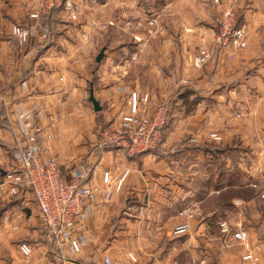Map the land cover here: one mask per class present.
I'll return each mask as SVG.
<instances>
[{
    "label": "crops",
    "instance_id": "crops-1",
    "mask_svg": "<svg viewBox=\"0 0 264 264\" xmlns=\"http://www.w3.org/2000/svg\"><path fill=\"white\" fill-rule=\"evenodd\" d=\"M150 1L159 14L158 24L147 32L125 25L121 62H111L117 46H102L101 61L95 56L90 75L84 77L82 69L87 71L94 41L76 43L66 30L71 44L44 45L31 37L19 46L11 27L31 22L28 11L36 1L0 0V169L13 161L17 114L27 110L31 125L52 136L44 154L56 159L62 181L70 182L75 171L84 169L86 185L96 190L86 217L72 232L86 241L78 253L53 246L46 235L40 239L24 234L36 226L18 225L14 217L0 221V264H66L62 257L68 264H104L105 255L112 264H129L128 252L136 256L133 264H249L243 259L247 251L264 264V0H238V22L246 26L247 47L232 50V60L214 49L207 0ZM135 4L144 8L138 0H90L94 13L79 14L78 22L86 28L100 11L109 19L118 5L123 21L137 22L143 11ZM49 20L57 30L67 22L62 13ZM201 47L210 48L212 58L203 68L193 69L191 56ZM66 52L77 70L72 76L66 73ZM111 63L116 74L103 73ZM86 83L108 130L118 129L130 92L147 93L151 102L158 95L166 97L169 119L161 148L129 155L100 145L94 132L81 126L78 102ZM199 100L206 102L204 109L193 105L192 111L184 112V104ZM211 131L222 139L206 137ZM104 172L112 180L126 173L111 202L102 198ZM19 193L23 202L32 199L28 189ZM184 223L188 229L179 230ZM15 226L22 230L19 234ZM22 242L32 249L28 258L19 250Z\"/></svg>",
    "mask_w": 264,
    "mask_h": 264
},
{
    "label": "built area",
    "instance_id": "built-area-1",
    "mask_svg": "<svg viewBox=\"0 0 264 264\" xmlns=\"http://www.w3.org/2000/svg\"><path fill=\"white\" fill-rule=\"evenodd\" d=\"M62 0H45V7L49 8L59 4ZM68 4L67 7H69ZM37 17V14H31ZM74 17V15H73ZM237 16L225 10L217 18L216 46L226 48L231 45L236 49L246 47V31L243 27H237ZM33 25L26 26L25 29L13 27V34L20 43L26 42L34 36ZM200 54L194 58V63L199 65L207 62L210 52L201 50ZM232 57V55H231ZM147 100V96L142 98ZM19 131L21 136L16 137V146L12 154L15 165L6 172L0 179V196L8 191L9 194L17 193L21 188L30 190L41 222L45 229L48 240L57 248L66 246L72 254L78 253L85 244L84 238L72 236L75 224L79 222L90 208L93 201L94 190L86 185L87 172L84 169L75 171L71 180L64 183L53 156L44 154L48 143L51 141V134L44 133L40 128L33 127L30 123V113L27 110L18 114ZM164 118L161 111H157L152 117H147L139 112L138 98L135 92H130L126 105L120 111V124L117 130H99L101 137L99 144L102 146H112L123 149L129 155L141 154L158 148L164 137ZM25 140L22 144L21 140ZM126 173L112 180L108 172L102 175V192L104 201L111 202L120 190ZM187 217L192 218L193 213L188 211ZM188 223L178 227L179 230H187ZM221 229L227 231L224 223ZM16 229V226H15ZM242 243L247 246L245 239ZM19 250L26 258L32 253L31 247L22 242ZM127 262L133 264L136 256L132 252L127 253ZM243 259L249 264H261L260 261L246 252ZM62 260L66 261L64 257ZM202 262H199L201 264ZM68 264V262H66ZM104 264H112L111 258L104 256Z\"/></svg>",
    "mask_w": 264,
    "mask_h": 264
},
{
    "label": "rangeland",
    "instance_id": "rangeland-1",
    "mask_svg": "<svg viewBox=\"0 0 264 264\" xmlns=\"http://www.w3.org/2000/svg\"><path fill=\"white\" fill-rule=\"evenodd\" d=\"M35 1L36 2H34L30 5L29 11H28V17L31 20V22L13 24L11 27V35L15 38V41L17 42V44L19 46H23L27 41L20 43L19 40L17 39V37L13 34V27H20V28L25 29L26 26H29L32 24L33 27L35 26V28H34L35 31H34L33 37L38 38V40H40V42H42V44H44V45L54 44L55 42H58V44L59 43L61 44V41H62V45L67 41H68L67 43L70 42V44H71L72 38L69 37V40H66V37H67L65 35L66 30H68L70 35L74 37L73 41H76V43L79 40H80V42L83 41L84 43L88 42V44L90 42L93 43V41H94V45H96V48H95L94 52L91 54L90 59L88 57V60L90 63H89V66L87 68V71L85 72V70L82 69L83 70L82 73L84 74V77L86 76V74L88 76L90 75L89 71H91L93 66H94V57L98 55L97 53H99V51L101 50L100 48L102 46H105L106 47L105 49H107V50L112 49L113 47L117 46V49H116L117 53H115L113 58H111V62H114V61H115L114 63H120L121 62L122 57H121V54H119L121 52L120 47H121L122 42L127 41L126 38L124 36H122L123 31H124L122 29L125 28L124 27L125 25L129 24V28L132 31L138 32L139 30H145L147 32V29H152V28H154L155 24H158V19H157V22L155 20H156V18H158L159 14H157L153 10L154 7L151 5L150 0H138V3L141 4L142 7H144L143 9L135 4L136 7H139L141 9V10H139L140 12L143 11V18H141V20L140 19L136 20L137 22H135V20H134L135 14L130 15V18L132 17L134 22L126 23L125 21H123L124 16L122 15L121 5H118V7L115 8L114 14L112 15L111 18L106 19L103 12L100 11L94 15L93 19L90 20V22H88V26L86 28H83V25L78 22V17H79V14H81L82 16H88L89 12L94 13V11H92L90 6L91 5L94 6L95 3L94 4L91 3V5H90V0H78L79 1L78 5L75 2V0H62L59 4H56V5L51 6L49 8L45 7V0H35ZM207 3H208L209 9L211 10V15H212L211 27L214 31L213 32L214 49L217 52H219L220 54H223L226 58H228V60H232L234 57L232 50H243L244 48L243 49H236L231 45L227 46L226 48H221L219 46L217 47L216 46V33H217L216 24H217L218 16L220 14H222L225 10L228 9L229 11L233 12L237 16L236 26L237 27H243L246 31V26L243 24H239V22H238L237 6H238L239 1L238 0H207ZM68 4H70L69 7H67ZM102 8H104V7H102ZM94 10H96V9H94ZM33 13L37 14V17H35V18L31 17V14H33ZM59 13H62L66 16L67 22L62 23L61 27H58V29L60 28V30H57V29H55L54 22L50 21L49 19L51 18V16L55 17ZM73 15H74V17H73ZM136 15H139V14L136 13ZM61 28H64V29H61ZM73 29H75L74 32H73ZM186 29L190 30V28H188V27ZM90 30H92V32H89ZM53 32H54V34H53ZM126 32H127V30H126ZM90 34L92 37H90ZM112 36H113V38H112ZM104 38H107V39L109 38V40L112 39L113 42H109V41H107V39L105 40ZM133 39L136 41H142V37L138 36V35H133ZM246 47H247V35H246ZM203 49L206 50L207 52H210V57L207 59V62L196 65L194 63V58L197 55H199L200 54L199 52ZM54 53H56V51H53L52 54H54ZM69 54L70 53H67V52L65 54V59L67 60V62L70 60V63L66 69L67 70L66 73H67V75L72 76L73 72H75L77 74V70L73 67L72 61H74V59H70ZM212 54H213V51H211V49L208 47L198 48L191 56L192 68L193 69L203 68L205 65H207L210 62V59L212 58ZM231 55H232V57H231ZM84 56H87V54ZM136 57H137V54L131 55L132 59H135ZM70 64H72V65H70ZM69 66H71V67H69ZM114 66L115 65H113V63H111L110 66H107L105 69H103V73H105V74L106 73L116 74V72L118 70ZM60 79H62V77H60ZM184 82H187V81L181 80L180 83L185 84ZM133 92H135L137 95L138 108H139V112L142 115L147 116V117H152L157 111H161V113H162V117L164 118V122H165L163 125V133H164L163 141L158 148L144 152V153H149V152H153L155 150H159V148H161V146L163 145V143L165 142V139H166L165 125H167L168 119H169L168 107L170 106V101H168L166 97L165 98L163 96L159 97V95H158L151 102L150 97L147 93L139 94L136 91H133ZM88 96H89V85L86 83L85 85L81 86V96L79 98V100H81V101L78 102V103H80L81 108L83 110V115H82L83 121L81 122V126L83 127V129H85L87 131L88 130L93 131L95 134L96 140L99 143V141H101V137L97 134L98 130H100V129L101 130H108V129L106 128V125L102 120L101 109L99 111L93 110L92 104L88 100ZM144 96H147V100H145V101L142 100V98ZM1 99H3V98H1ZM3 101H4V99H3ZM189 102L190 103L187 102V104H184V106H183L185 113L192 111L194 106H197L196 109L201 110V109H204L205 105H206V102L202 101V100H199L196 102H191V101H189ZM180 104L182 106V103H180ZM180 104H179V106H180ZM240 116H241V114L237 113V117H240ZM119 121H120V115H119ZM14 135H16L15 141H17L16 137L17 136L20 137L21 132L19 131V134L15 133ZM84 136L85 135L82 134L81 138L83 139ZM205 136L213 139L214 141H220L222 139L220 133L217 131H211L208 133V135L206 133ZM84 140H85V138H84ZM14 150L15 149H12V154L14 153ZM184 157H185V155L181 156L180 160L183 161ZM10 163L11 164H9L7 169L5 167L0 169V175L3 176L6 172H8L9 170H11L13 168V166L15 165V161H10ZM214 166H217L216 162L213 164V168L216 172L217 169H215ZM91 189L94 190V197H93V199H94L96 190L94 188H91ZM18 192L15 194H9L8 191H5L4 194L2 196H0V221L1 220L7 221V220L14 219V217H16V223H18V225H21L22 222L23 223L26 222L27 224L33 223V225L36 226L35 228H32V229L28 228L27 230L22 231V230H20L19 226H18V230H16L17 229V226H16V229L15 230L13 229V230L18 231V234L21 231L24 234L27 232L26 235L33 234L30 236H34V238L43 239L46 235L45 229H44V226L41 222V218H40V214L38 212V209L35 206L33 196H32V199H30L29 201L23 202V199L20 198L21 194L20 193L18 194ZM102 198L104 201V197H102ZM17 201H18V204H17ZM15 204L20 205V206H18V208H17V205L15 206ZM11 206H12V208L9 210V207H11ZM85 217H86V214L84 215L83 218H85ZM19 221H20V224H19ZM27 227H29V226L27 225ZM72 232H73V230H72ZM72 236H74V235H72ZM19 237L21 238L23 236L19 235ZM76 238H79V237H76ZM19 240H21V239H19ZM21 241H23V240H21ZM70 254H72V253H70ZM118 255H121V253L119 252ZM66 262H68L67 258H66ZM71 262H73V261H71Z\"/></svg>",
    "mask_w": 264,
    "mask_h": 264
},
{
    "label": "water",
    "instance_id": "water-1",
    "mask_svg": "<svg viewBox=\"0 0 264 264\" xmlns=\"http://www.w3.org/2000/svg\"><path fill=\"white\" fill-rule=\"evenodd\" d=\"M102 56H103V49L100 50V52L98 53V55H97L96 58H95V61H96V62H99L100 59L102 58ZM89 100L91 101V103H92V105H93V109H94L95 111H97V110L100 109L99 103H98V101L94 98L92 92H90V94H89Z\"/></svg>",
    "mask_w": 264,
    "mask_h": 264
},
{
    "label": "trees",
    "instance_id": "trees-1",
    "mask_svg": "<svg viewBox=\"0 0 264 264\" xmlns=\"http://www.w3.org/2000/svg\"><path fill=\"white\" fill-rule=\"evenodd\" d=\"M23 189H24V188H21L20 190H23ZM25 189H26V188H25ZM20 190H19V191H20Z\"/></svg>",
    "mask_w": 264,
    "mask_h": 264
}]
</instances>
